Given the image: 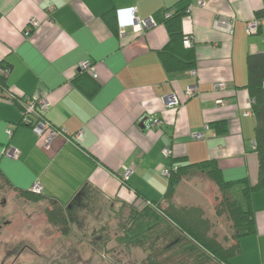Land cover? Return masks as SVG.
Returning <instances> with one entry per match:
<instances>
[{
	"label": "crops",
	"instance_id": "obj_1",
	"mask_svg": "<svg viewBox=\"0 0 264 264\" xmlns=\"http://www.w3.org/2000/svg\"><path fill=\"white\" fill-rule=\"evenodd\" d=\"M176 3L188 6L181 27L196 65L171 74L159 52L168 42L163 12ZM130 8L136 20L155 25L136 32ZM262 9L264 0H0L1 173L16 190L39 183L47 200L64 207L88 185L114 213L142 206L138 196L160 202L163 171L180 165L215 161L224 179L254 184L258 158L245 60L264 51V26L256 36L245 29ZM108 11L112 25L103 20ZM82 63L96 75L87 72L96 87L91 94L87 81L85 91L72 82ZM41 98L48 102L44 118L68 134L49 146L24 124L19 104ZM219 122L223 134L211 127ZM206 125L205 139L191 138ZM78 132L80 140L68 139ZM6 148L17 150V158L4 156ZM123 168L132 170L124 184ZM232 189L229 197L243 203L241 188ZM252 208L255 232L239 240L232 264H264V191L252 195Z\"/></svg>",
	"mask_w": 264,
	"mask_h": 264
},
{
	"label": "trees",
	"instance_id": "obj_2",
	"mask_svg": "<svg viewBox=\"0 0 264 264\" xmlns=\"http://www.w3.org/2000/svg\"><path fill=\"white\" fill-rule=\"evenodd\" d=\"M187 7L176 3L163 12V24L168 33V42L159 52V56L164 69L171 74L194 69L196 65L193 46L184 47L183 45V40L189 37L183 33L181 27V20L188 12ZM255 17L264 18V9L258 11ZM112 18L114 16L111 11L103 14V20L108 25H112ZM245 61L248 78L245 88L249 98L253 100L251 111L255 118V150L253 151L258 158L256 182L249 184L245 178L235 181L224 179L215 161L180 165L169 170L167 189L160 202H146V199L138 196L136 200H142L144 202L142 206H135L132 203L116 213L108 208L110 214L113 213V217L120 215V220L126 218L125 221H129L123 230V235L115 238L116 245L126 246L127 251L129 246L141 248L145 254L143 264H232L231 259L239 252V240L255 232L252 195L264 191V51L247 54ZM91 78L92 76L87 72L80 71L72 82L74 86L85 91L81 83L87 81L86 85L90 91L86 90V93L91 94L96 89L94 82L90 81ZM2 79L0 75V91H4ZM211 127L219 134L226 132L224 122L212 124ZM193 173H200L209 179L221 195V204L216 213L217 215L225 214L233 230L227 246L219 243L213 233L210 234V221L203 216L201 209L176 206L172 199L175 188L182 178ZM0 179L19 196L49 203L50 209L45 210L47 218L51 223L58 225L66 226L73 221L77 226L78 213L86 212L94 202L98 201L101 207H109L98 192L88 185L81 188L64 207L31 190H16L1 171ZM235 185L241 188L243 203L228 197L229 190Z\"/></svg>",
	"mask_w": 264,
	"mask_h": 264
},
{
	"label": "rangeland",
	"instance_id": "obj_3",
	"mask_svg": "<svg viewBox=\"0 0 264 264\" xmlns=\"http://www.w3.org/2000/svg\"><path fill=\"white\" fill-rule=\"evenodd\" d=\"M172 199L176 206L201 209L210 234L227 246L231 222L225 214L217 215L221 195L209 179L202 174L182 178ZM97 202L78 213L77 226L73 221L59 226L47 218L49 203L19 196L0 179V264H143L141 248L129 246L127 251L115 242L129 221L113 217Z\"/></svg>",
	"mask_w": 264,
	"mask_h": 264
},
{
	"label": "built area",
	"instance_id": "obj_4",
	"mask_svg": "<svg viewBox=\"0 0 264 264\" xmlns=\"http://www.w3.org/2000/svg\"><path fill=\"white\" fill-rule=\"evenodd\" d=\"M197 5L202 6L203 2H198ZM128 11L132 17L131 18V25L136 32H141L142 30L150 29L155 25V23L152 19H146V20H143L141 22L136 20L134 18V12H135L134 8H130ZM228 25L231 26L230 24H228ZM263 26H264V18H256L255 17L254 19H252L246 23L245 33L248 36H256L259 34V31L262 29ZM261 40H262V43L264 44V31L261 34ZM183 45H184V47H189L191 45V39L189 37H186L183 40ZM79 71L89 72L93 77L96 76L94 71H93L92 66L88 63H82L79 66ZM0 74H1V72H0ZM217 87L221 89L224 86H223V84H217ZM186 93L191 95L194 93V89L189 88V89H187ZM10 97H11V95H9L8 98L15 100L14 98H10ZM175 103L176 102L174 101L172 104H175ZM250 103H253V100H250ZM19 104L22 106V110H23L22 118H23L24 124L28 125L31 133L37 139L41 140V142L44 145H46V146L51 145L52 142L54 141V139H56L60 136H63V137L68 136V134H66L65 132H63L61 130H58L49 121H47L44 118L43 114L48 108V102L45 99H43V98L36 99V100L24 99V100H20ZM248 111L246 112V115L249 114ZM31 116H33V117H31ZM29 117H31V120ZM27 119H29V120H27ZM208 129H209V126L206 125L204 128V131L191 134V138L194 140L205 139V137H206L205 132L208 131ZM7 134H11V132L7 131ZM81 136H82V132H78L75 135L68 137V139L70 141L71 140L72 141L80 140ZM252 150H255V143L252 144ZM162 154L167 157L170 155V151L168 149H164L162 151ZM3 155L8 157V158L15 159L18 156V151L15 149H12V148H6L3 152ZM131 173H132L131 169L123 168L122 174H121V182L122 183L126 182ZM169 173H170L169 170L163 171V175L166 178L169 176ZM31 191L36 193V194H41V187H40L39 183L36 182L32 186Z\"/></svg>",
	"mask_w": 264,
	"mask_h": 264
}]
</instances>
